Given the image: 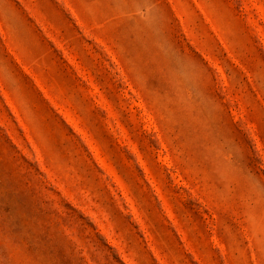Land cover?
<instances>
[{
    "label": "rangeland",
    "instance_id": "374dc122",
    "mask_svg": "<svg viewBox=\"0 0 264 264\" xmlns=\"http://www.w3.org/2000/svg\"><path fill=\"white\" fill-rule=\"evenodd\" d=\"M0 264H264V0H0Z\"/></svg>",
    "mask_w": 264,
    "mask_h": 264
}]
</instances>
